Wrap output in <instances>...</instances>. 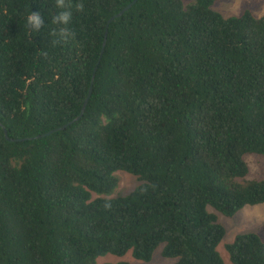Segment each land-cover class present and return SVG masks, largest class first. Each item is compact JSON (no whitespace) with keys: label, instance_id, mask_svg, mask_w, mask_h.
I'll list each match as a JSON object with an SVG mask.
<instances>
[{"label":"trees","instance_id":"16d2710c","mask_svg":"<svg viewBox=\"0 0 264 264\" xmlns=\"http://www.w3.org/2000/svg\"><path fill=\"white\" fill-rule=\"evenodd\" d=\"M132 1L0 0V264L149 262L161 245L175 264H227L209 208L232 219L264 205L244 159L264 156V17L138 0L110 24L92 85L107 23ZM64 10L70 23H54ZM91 86L79 122L6 140L2 126L12 139L66 126ZM119 172L141 184L111 198ZM226 250L229 264H264L257 234Z\"/></svg>","mask_w":264,"mask_h":264},{"label":"rangeland","instance_id":"374dc122","mask_svg":"<svg viewBox=\"0 0 264 264\" xmlns=\"http://www.w3.org/2000/svg\"><path fill=\"white\" fill-rule=\"evenodd\" d=\"M190 0H186L187 4ZM213 9L224 17L241 16L246 11H250L255 17H264V0H221L216 2ZM245 161L249 168V173L245 180H262L264 179V156L246 155ZM119 184L115 193L111 196L124 197L131 194L140 184L138 178L119 172L116 174ZM96 198V196H95ZM209 211L218 218V223L226 230V236L218 251L225 261L230 263V257L226 250V246L234 242L238 235L257 234L264 241V205L247 206L240 211L234 218L229 219L220 213L209 208ZM164 245H161L154 253L152 260L149 262L138 261L134 259L132 252H128L123 257L106 255L99 258V264H175L176 260L166 259L163 257Z\"/></svg>","mask_w":264,"mask_h":264},{"label":"water","instance_id":"95a60500","mask_svg":"<svg viewBox=\"0 0 264 264\" xmlns=\"http://www.w3.org/2000/svg\"><path fill=\"white\" fill-rule=\"evenodd\" d=\"M138 0H134L132 1L128 6H126L121 12H119L117 15L113 16L107 23V29H106V34H105V40L103 42V45H102V49H101V53H100V57H99V61H98V64H97V67L95 68L94 70V74H93V78H92V85H93V82H94V79H95V76H96V73H97V69H98V66L100 65V62L103 58V55L105 53V49H106V45H107V38H108V29H109V26L112 22H114L116 19H119L121 18L126 12H128L136 3H137ZM92 86L90 88V91H89V94L84 102V105H83V108H82V111L80 113V115L75 118L72 122H70L69 124H67L66 126H63L61 128H57V129H54L46 134H43V135H40V136H37V137H34V138H28V139H12L9 137L8 135V131L6 130V128L4 126L3 127V130H4V135H5V138L7 141L11 142V143H18V142H27V141H33V140H39V139H42V138H46V137H49L51 136L52 134H55L59 131H63L65 130L67 127L73 125L74 123H77L79 122L84 114H85V111H86V108L88 106V103H89V100L91 98V94H92Z\"/></svg>","mask_w":264,"mask_h":264},{"label":"clouds","instance_id":"9594fccd","mask_svg":"<svg viewBox=\"0 0 264 264\" xmlns=\"http://www.w3.org/2000/svg\"><path fill=\"white\" fill-rule=\"evenodd\" d=\"M58 7L64 8L63 0H58ZM80 7L82 8V5ZM71 16L72 13L70 10L61 11L54 17V23L68 25L70 23ZM43 23L44 20L38 12H32L27 17V25L32 31H39ZM71 35V32L66 27L62 28L58 33V36L61 40H67Z\"/></svg>","mask_w":264,"mask_h":264}]
</instances>
